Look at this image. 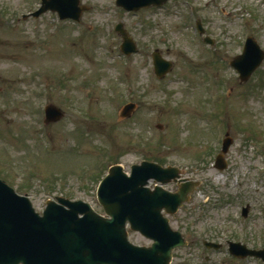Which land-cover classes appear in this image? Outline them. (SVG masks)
Masks as SVG:
<instances>
[{
	"label": "rangeland",
	"instance_id": "rangeland-1",
	"mask_svg": "<svg viewBox=\"0 0 264 264\" xmlns=\"http://www.w3.org/2000/svg\"><path fill=\"white\" fill-rule=\"evenodd\" d=\"M116 2L81 0L74 22L32 18L41 0H0V179L39 213L63 198L103 214L97 183L110 167H177L201 185L175 218L189 246L173 264H260L203 242L264 247V64L245 83L231 66L250 37L264 50V0H171L138 12ZM120 23L138 54H122ZM157 51L173 66L162 79ZM130 104L134 114L121 117ZM49 105L59 122H46Z\"/></svg>",
	"mask_w": 264,
	"mask_h": 264
},
{
	"label": "water",
	"instance_id": "water-1",
	"mask_svg": "<svg viewBox=\"0 0 264 264\" xmlns=\"http://www.w3.org/2000/svg\"><path fill=\"white\" fill-rule=\"evenodd\" d=\"M167 1L117 0V6L126 11H139L159 7ZM86 10L81 0H42L41 9L32 16L39 18L51 11L58 13L61 20L80 21ZM116 31L124 40L122 51L127 55L138 53L124 25L119 24ZM153 59L158 78L171 71L172 64L159 52ZM263 61L264 52L258 42L249 38L243 55L231 66L238 71L241 81L247 82ZM133 110L134 106H128L123 115L130 116ZM63 116L55 106L46 108L47 123L59 122ZM230 145L228 142L225 152ZM222 159L223 156L218 162ZM179 178L178 169H165L148 162L134 166L131 176L122 166H114L98 190V202L106 217L99 215L88 203L63 198L48 202L41 216L28 197L17 195L14 189L0 181V264H170L173 250L186 243L181 233L172 231L162 212L175 214L199 183H181L180 192L176 194L161 188L151 192L146 186L152 179L168 184ZM128 222L133 231L153 241L150 248L136 247L129 242ZM234 252H241L237 254L242 258L264 259L263 252L246 248Z\"/></svg>",
	"mask_w": 264,
	"mask_h": 264
},
{
	"label": "flooded vegetation",
	"instance_id": "flooded-vegetation-1",
	"mask_svg": "<svg viewBox=\"0 0 264 264\" xmlns=\"http://www.w3.org/2000/svg\"><path fill=\"white\" fill-rule=\"evenodd\" d=\"M223 249H225V248L223 247Z\"/></svg>",
	"mask_w": 264,
	"mask_h": 264
}]
</instances>
